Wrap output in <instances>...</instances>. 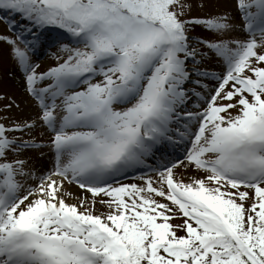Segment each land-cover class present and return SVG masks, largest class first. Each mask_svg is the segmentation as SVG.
Returning a JSON list of instances; mask_svg holds the SVG:
<instances>
[{"label": "snow or ice", "instance_id": "obj_1", "mask_svg": "<svg viewBox=\"0 0 264 264\" xmlns=\"http://www.w3.org/2000/svg\"><path fill=\"white\" fill-rule=\"evenodd\" d=\"M230 2L0 0L35 109L0 94V264H264V0Z\"/></svg>", "mask_w": 264, "mask_h": 264}, {"label": "rangeland", "instance_id": "obj_2", "mask_svg": "<svg viewBox=\"0 0 264 264\" xmlns=\"http://www.w3.org/2000/svg\"><path fill=\"white\" fill-rule=\"evenodd\" d=\"M194 4L193 13L194 16H200L204 15L208 12H215L216 10L219 11H225L229 8H231V2L230 0H227V3L223 4L221 0H214V3L210 4L208 7H206L204 10L199 9L198 7H195L200 0H192ZM5 31V26L3 24H0V33ZM2 48V47H1ZM7 57L6 61V67L1 63L0 60V92L5 93L8 96H13L16 98L17 101L21 103V107L24 109L22 113L15 112L13 114L17 116H24V117H30L35 114V109L31 107V102L25 103V100L27 99L22 91V84L18 83L16 80H13L10 78L9 73L10 71L14 70V65L12 61L8 58L7 55V48L5 51H3V58ZM42 65V69L46 68L52 61L50 59L43 58L39 61ZM5 67V68H4ZM2 81H5L8 86L6 88L2 87ZM37 137L39 138V130L37 131ZM47 137H44L46 139ZM35 156H38V153L34 154ZM37 167L40 166V161L36 160ZM74 191H76L75 188H73Z\"/></svg>", "mask_w": 264, "mask_h": 264}, {"label": "bare ground", "instance_id": "obj_3", "mask_svg": "<svg viewBox=\"0 0 264 264\" xmlns=\"http://www.w3.org/2000/svg\"><path fill=\"white\" fill-rule=\"evenodd\" d=\"M223 4L227 3V0H221ZM6 61H7V57L5 56L2 60L1 63L6 67ZM2 87L6 88L8 86V84L5 83V81H2Z\"/></svg>", "mask_w": 264, "mask_h": 264}]
</instances>
